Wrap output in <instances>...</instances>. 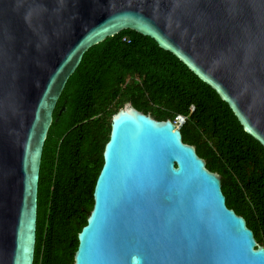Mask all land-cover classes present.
I'll list each match as a JSON object with an SVG mask.
<instances>
[{"label":"water","instance_id":"water-1","mask_svg":"<svg viewBox=\"0 0 264 264\" xmlns=\"http://www.w3.org/2000/svg\"><path fill=\"white\" fill-rule=\"evenodd\" d=\"M125 30L177 57L264 147V0H0V264H34L56 106L89 49ZM103 158L74 264H264L172 120L126 103Z\"/></svg>","mask_w":264,"mask_h":264},{"label":"trees","instance_id":"trees-1","mask_svg":"<svg viewBox=\"0 0 264 264\" xmlns=\"http://www.w3.org/2000/svg\"><path fill=\"white\" fill-rule=\"evenodd\" d=\"M126 103L158 121L187 118L180 128L184 143L221 175L228 208L264 247V147L177 57L125 30L89 49L56 106L40 170L34 264H74L112 117Z\"/></svg>","mask_w":264,"mask_h":264},{"label":"built area","instance_id":"built-area-1","mask_svg":"<svg viewBox=\"0 0 264 264\" xmlns=\"http://www.w3.org/2000/svg\"><path fill=\"white\" fill-rule=\"evenodd\" d=\"M191 110L193 111L194 108L192 107ZM186 119H187V118H186L185 116L178 115V116H176V117L172 120V122L175 124V126H176L177 128H181V127L185 124Z\"/></svg>","mask_w":264,"mask_h":264},{"label":"flooded vegetation","instance_id":"flooded-vegetation-1","mask_svg":"<svg viewBox=\"0 0 264 264\" xmlns=\"http://www.w3.org/2000/svg\"><path fill=\"white\" fill-rule=\"evenodd\" d=\"M151 115V114H150ZM153 117V116H152ZM154 119H156L155 117H153ZM156 120H158V119H156Z\"/></svg>","mask_w":264,"mask_h":264}]
</instances>
